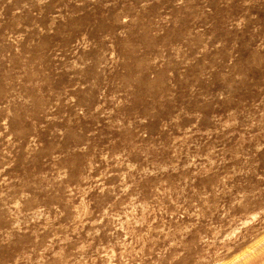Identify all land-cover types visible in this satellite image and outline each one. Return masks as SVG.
I'll return each instance as SVG.
<instances>
[{"label": "rangeland", "instance_id": "rangeland-1", "mask_svg": "<svg viewBox=\"0 0 264 264\" xmlns=\"http://www.w3.org/2000/svg\"><path fill=\"white\" fill-rule=\"evenodd\" d=\"M0 264H264V0H0Z\"/></svg>", "mask_w": 264, "mask_h": 264}]
</instances>
